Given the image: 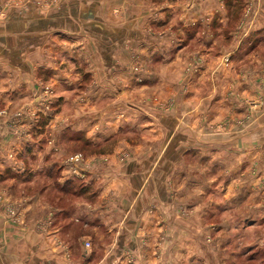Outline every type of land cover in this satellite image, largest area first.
I'll list each match as a JSON object with an SVG mask.
<instances>
[{
  "label": "crops",
  "instance_id": "1",
  "mask_svg": "<svg viewBox=\"0 0 264 264\" xmlns=\"http://www.w3.org/2000/svg\"><path fill=\"white\" fill-rule=\"evenodd\" d=\"M173 8H179V19L187 25L203 23V18L213 14H223L224 23L233 12L225 0H69L50 11L27 1L21 7L1 9L6 16L0 17V110L6 112L0 115V264H177L178 252L197 260L202 243L194 234L180 244L177 238L182 233L173 226L178 217L175 210L178 201L184 200L190 209L187 222L195 223L190 229L194 231L187 233L207 235L208 228L202 224L208 217L226 214L222 210L221 215H209L210 208L220 205L219 201L214 203L211 190L220 189L222 198L234 196L237 203L242 200L249 210L258 207L264 217V108L246 121L244 130H212L211 121L203 114L218 105L204 101L207 98L192 101L197 93L189 85L187 105L179 103L187 106V122L175 119L173 112L168 113L170 119L162 116L148 123L132 113V107V111L124 112L129 108L128 95L143 92V85L135 80L139 74L130 67L134 62H147L148 66L154 57H160L156 49L160 41L149 47L143 32L151 28V21H158ZM238 12L247 17L239 18L234 28L246 31L264 27V0H244ZM115 14L121 18L119 22L114 21ZM77 64L83 68L78 69ZM164 72L155 70V77H164ZM201 72L204 77L205 72ZM248 73L237 80L239 99L240 89L251 95L253 88L255 93H264V87L256 88L252 73ZM50 81L51 93L59 100L55 110L59 111L51 119L34 118L32 112L41 106L39 89ZM171 88L174 97L176 87ZM219 100L224 108L223 99ZM66 103L71 113L64 112ZM171 104L174 111L176 103ZM239 104L233 114H240L237 109L243 104ZM18 106L22 112L14 118L11 114ZM151 109L159 106L151 104ZM129 125L137 131L133 144L121 133ZM170 125L183 126V134L168 132ZM185 134L187 184L183 189L187 196L183 189L179 192L183 185L176 182V166L169 169L165 162L174 159V144ZM80 135L93 145L110 140L112 144L104 149V155L84 161L88 169L79 168L93 196L88 198L90 207L83 221L91 230L75 240L74 233H67L61 223L63 215L58 223L54 217L48 224L41 206H54L44 199L53 178L60 184L75 178L63 161L68 155L67 143ZM52 164L58 169L55 177L46 171ZM41 179L45 182L39 183ZM9 200L19 201L22 216L16 224L5 213V208L14 205ZM39 208L41 220L35 226L31 213ZM99 227L103 238L97 260L93 258L97 250L85 247L84 241H90V233H98ZM160 233H167L168 238L161 251L156 247ZM129 253L133 254L131 261Z\"/></svg>",
  "mask_w": 264,
  "mask_h": 264
},
{
  "label": "rangeland",
  "instance_id": "2",
  "mask_svg": "<svg viewBox=\"0 0 264 264\" xmlns=\"http://www.w3.org/2000/svg\"><path fill=\"white\" fill-rule=\"evenodd\" d=\"M27 1L37 2L47 7V11H50L49 9L52 10L57 8L65 1L69 0H0V11L4 6L6 8L12 6H24ZM152 1L156 2L163 0ZM243 4L244 0H225L226 7L228 8L229 6V9L233 11L227 15V22H224L225 24L223 23V14H213V16L209 18H203V23L196 21L191 25H187V23L179 19V8H173L169 14L161 16L158 21H151L152 17H147V15L146 17L151 21V28L146 29L143 34L146 36L145 38L148 39L149 47L151 44L153 47L158 41H160V44L156 48L160 52V57L157 58L160 59L157 60V58L154 57L155 60H153L150 65L148 64V66L147 62H134L130 67L134 73L142 75L141 78L138 75V80L136 78L135 80L137 83L143 85V92H138L136 95H128L129 98L126 100V105L129 106V108L128 110L125 109L124 112L127 113L134 108L135 112L133 111L132 113H136L135 115H137V117H142L145 123H148L147 120H151V118H163L162 116L167 118L169 112L175 114L173 115L175 119L179 117L184 121L187 119V86L192 85V91L197 93L193 94L194 98L192 101H202L207 98L204 101H207V103L214 102L218 105L217 109H215L216 106L207 108V112L205 111L203 114L204 118L211 121L209 126L212 130H227L232 127H234L232 129L239 128L241 130L247 128L246 121L255 117L256 114H259L260 109L264 108V93H255L256 89L253 88L254 90H252V92L254 93L251 95L247 94L245 90L243 92V90L240 89L241 99H239L238 94L235 92V87L238 85L237 80L250 75L248 72L252 73L256 88L258 86V88L264 87V27L246 31L234 28V25L237 24L239 18L247 17V14L241 15V13L238 12L239 9L241 10ZM98 5L99 4H97V6ZM114 13L120 12L115 11ZM130 15L131 14L125 16V18ZM5 16V14L0 13L1 18H4ZM118 16L119 15L116 16L117 18L114 20L115 22H119ZM230 45L234 47L231 50H229L231 47ZM76 66L78 69L83 68L82 66H79V64ZM155 70L160 72L164 70V77H155ZM201 71L205 72L204 77H201ZM143 74H147L148 76L144 77ZM173 77L175 78V81H173ZM51 85L52 81H50L49 84L45 82L42 83L41 88L39 89L40 92L37 94L41 106L38 107L39 109L36 108L34 112H32L34 118H40L43 116L51 119L57 114V111H59L57 109L55 110V105L59 104V100L57 101L55 93H51ZM171 87H176L177 92L174 97L171 95L174 90ZM134 98H137V101ZM220 98L224 101V108L221 107L223 104L221 100H219ZM31 101H34L33 97L31 98ZM172 102L176 103L174 111L171 109L173 106L171 104ZM180 102H185L186 105L180 106ZM237 103H241L243 106H239L237 109L238 111L240 110V114H233V108H235ZM151 104L152 106H159V109H151ZM63 105L64 112L71 113L70 105L67 103ZM221 109L224 110L221 111ZM21 112V107H19L12 112L11 116L14 118L19 117ZM3 114H5V112L0 110V115ZM184 122H187V120ZM149 123L151 124V122ZM170 124L172 125V122H170ZM171 125V128L166 126L170 130L168 132H176L178 135L183 134V126ZM184 127L187 129V125ZM134 129L133 126L129 125L125 126L123 128L124 131L121 132L125 135L130 144L135 143L136 136L134 133L137 131ZM170 136L171 135H169V137ZM67 144L69 146L67 156L75 153L81 155L82 159L77 163V175H75L77 180H75V186L77 187L76 189L81 186H83V188L85 187V189H78L74 194L68 191L60 192L57 187L54 186V180H51L52 182L49 184L51 185V188L48 189L44 199L45 201L47 200L52 203L54 206H48L47 209L40 204L39 207L41 206L44 213H46V222L48 224L51 223V219L54 217H56L55 222L58 223L59 218L63 215L62 219L64 220L61 222L62 225H64L67 233H74V239L76 240L79 234L91 230L89 227L85 226L83 221L86 219L88 208L90 207L87 206L88 198L93 196L92 190L87 189L86 180L79 175V168L88 169V166L84 161H89L93 156L104 155V149L112 144V140L107 142V144L93 145L89 140L80 135L75 139L73 137V140L69 141ZM174 145L175 151L172 154L174 159L170 158L168 164L167 159H165V162L166 165H169V169L176 166V182H180L181 185L184 183L187 184V134H185V138H183L181 142H176ZM124 157L125 153L120 155V159ZM172 159L173 162L170 163ZM99 180L96 179V181ZM41 182H45L44 179L39 180V183ZM183 187L184 185L182 186L181 191H179L180 194L182 193ZM179 192L176 193L177 196L179 195ZM183 192H185L184 189ZM185 193L187 196V191ZM210 193V195L216 199L214 200V203L215 201H219L220 205L210 208L211 213L209 215H221L222 210H224V213L226 214H224V217L215 216L213 219L211 216L208 217L207 222L202 224V226L208 228V233L205 236L198 237V233H187V231H191L190 229H194L195 223L193 221L187 222L186 216L189 214L190 209L187 207L186 203L185 205L183 204L184 200L181 201L179 199L180 201H178V204L180 205H177L175 210L176 217H178L175 218L173 226L175 225V227H177V233H182V237L178 235L177 240L182 244L181 240L185 239L188 242V239H191V235L193 236L195 234L194 236L197 237L196 241L199 244L202 243V245H199L201 248V258L193 260L178 252L179 254L178 257H176V263L264 264V217L260 216L262 211L258 209V207L249 210L242 200H239L240 202L237 203L238 201H235L234 196L222 198L220 195V189L219 191L211 190ZM180 196L182 197L183 195ZM74 199H76L75 201H78V203H75V201L72 203ZM11 202L12 201H10V204ZM17 202L13 201L12 203H14V205H11L18 211L17 218L12 219L8 216V219L12 224H16L20 220V216H22L21 208ZM7 208H5V213ZM42 209L39 208L36 210V213H31L33 216L35 215L36 218L33 221V225L35 226H37V223L39 222ZM248 211L249 213L253 212L254 215L251 216L248 214ZM21 219L23 220L24 216ZM96 220L98 221L97 224H101L97 217ZM71 221L73 224H71ZM39 225L43 224L39 223ZM100 228L101 227L97 229L99 230L98 233H90L89 241L90 248L92 249L93 247V249L95 248L97 250L94 256H91L97 258V260L101 257V254L98 252L100 250L98 249L101 247L99 241L103 238H100ZM163 231L164 229L160 230V232ZM106 235L109 234L106 233ZM167 244V233H160L159 238L156 241V247L161 251L163 247L165 248L167 246ZM132 256L133 254L129 253V261H131Z\"/></svg>",
  "mask_w": 264,
  "mask_h": 264
},
{
  "label": "built area",
  "instance_id": "3",
  "mask_svg": "<svg viewBox=\"0 0 264 264\" xmlns=\"http://www.w3.org/2000/svg\"><path fill=\"white\" fill-rule=\"evenodd\" d=\"M4 111V110H3ZM2 112V111H1ZM6 112V111H4ZM81 155L78 153L75 154H71L69 156H67L64 160V165L68 167V169L71 171L72 174L77 175V163H79L81 161ZM7 215L12 218V219H16L17 218V213L18 211L15 209V207H8L7 211H6ZM90 245V242L88 240L84 241V246L88 247Z\"/></svg>",
  "mask_w": 264,
  "mask_h": 264
},
{
  "label": "trees",
  "instance_id": "4",
  "mask_svg": "<svg viewBox=\"0 0 264 264\" xmlns=\"http://www.w3.org/2000/svg\"><path fill=\"white\" fill-rule=\"evenodd\" d=\"M47 173L51 176V177H55V174L57 173L58 169L56 164H52L51 166H49L46 169ZM54 182H55V186L59 189L62 190L64 192L68 191L74 194V192H77L78 189H82L83 186L78 187V189H76L77 187L75 186V180H77L76 178L74 179H67L63 184H60L55 178ZM85 189V187L83 188Z\"/></svg>",
  "mask_w": 264,
  "mask_h": 264
}]
</instances>
